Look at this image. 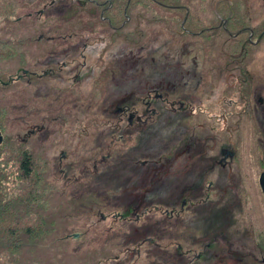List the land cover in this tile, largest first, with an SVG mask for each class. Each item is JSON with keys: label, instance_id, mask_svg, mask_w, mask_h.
<instances>
[{"label": "flooded vegetation", "instance_id": "1", "mask_svg": "<svg viewBox=\"0 0 264 264\" xmlns=\"http://www.w3.org/2000/svg\"><path fill=\"white\" fill-rule=\"evenodd\" d=\"M36 14L51 26L12 38L16 51L0 50V67L17 65L0 85L36 82L41 100L93 108L112 137H139L135 157L120 154L140 185L139 194L127 191L129 202L143 211L150 193L164 199L170 264H264V0H49ZM155 22L163 24L161 61L143 40ZM158 104L173 138L163 144L165 157L153 160ZM71 121L42 110L38 122L13 133L0 127L1 176L8 177L10 163L22 175L54 160L62 165L68 150L55 146L71 142L68 130L59 136ZM148 228H134L131 240Z\"/></svg>", "mask_w": 264, "mask_h": 264}, {"label": "rangeland", "instance_id": "2", "mask_svg": "<svg viewBox=\"0 0 264 264\" xmlns=\"http://www.w3.org/2000/svg\"><path fill=\"white\" fill-rule=\"evenodd\" d=\"M45 2L49 0L5 1L4 12H0V17L7 15L9 18L0 21V50L16 51L11 48L14 45L12 38L20 35L36 37L41 30L46 31L51 26L52 21L39 19L36 14ZM27 11H31L29 16L26 15ZM17 16H20L18 22L14 20ZM146 27L149 35L144 36L143 40L145 43L149 40V45L154 49L147 48L150 55H155L157 61H161L165 52L163 24L155 22ZM45 43L40 41L37 44ZM125 43L123 39L124 48ZM31 44L36 45L34 42ZM101 47L102 44H98L94 50H90L91 59L88 64H96L95 52ZM33 49L28 47L27 52ZM26 62H29V59L26 58ZM0 68L6 69L5 72L0 71V77L6 80L8 75H15L17 65L13 62H3ZM192 79L194 82V78ZM80 85L81 90L88 91L89 85ZM30 87L22 80L6 87L0 85V127L5 132L13 133L22 126L38 122L42 110L66 113L71 116L72 121L62 128L64 134L59 133V136L60 139L68 136L65 134L68 130L72 133L69 137L71 142L67 147L60 143L55 147L68 150L69 157L62 165L58 164V160H54L50 166L40 170L41 173L34 169L27 178L22 175L17 163H10L13 168L11 171L9 169L8 177L0 175V238L3 239L9 234L5 226L6 206L13 204L22 190H27L29 180L35 179L43 186L46 194L40 197L38 212L31 214L29 210L25 213V218L32 222L40 215V222L46 231L41 233V236H47L40 243L39 248H43V252L40 250L35 253L31 246L21 252L27 264H170L167 252L164 253L167 247L165 222L168 219L162 212L165 208L164 199L156 196L157 191L150 193L148 197L153 196V201L143 211L136 210L134 204L129 202L131 196L128 192L135 189L139 194L140 185L136 182L137 177H132V165L121 161L124 155L120 157V154L128 152L125 155L135 157L133 147L139 143V137L132 135L121 140L112 137L113 133L106 127L104 120L99 118L97 110L92 108L88 112H82L74 109L73 101L67 99L57 102L41 100L34 94L38 83L33 82ZM158 107L163 108V105L158 104L156 107L154 131L152 136L149 135L155 147V154L151 158L153 160H162L165 157L166 149L163 144L170 137L173 138L166 114ZM29 109L36 114L29 115ZM84 126L87 127L86 132L83 130ZM99 140H103V147L98 146ZM107 153L110 156L100 160L102 155ZM123 167L126 170L121 173ZM122 177L124 178L121 181ZM129 177H132L133 181L130 182ZM162 194L163 192L160 195ZM147 226L148 230L141 232L137 242L131 240L134 228L142 230ZM74 233L78 234L77 237L72 236ZM148 237H151L152 241H146ZM171 248L173 247L168 249ZM171 264L179 262L175 258Z\"/></svg>", "mask_w": 264, "mask_h": 264}, {"label": "trees", "instance_id": "3", "mask_svg": "<svg viewBox=\"0 0 264 264\" xmlns=\"http://www.w3.org/2000/svg\"><path fill=\"white\" fill-rule=\"evenodd\" d=\"M5 1L0 0V12H4ZM29 13L31 14V11H27L26 15L29 16ZM4 18L8 19L9 17L4 15L0 17V21L5 20ZM28 170V168L24 169L23 174L26 178L30 174ZM45 194L43 186L38 183V180H29L27 190H22L13 204H7L4 216L9 234L3 239L0 238V264H27L21 254L27 246H31L35 253L40 250L44 251L39 247L47 234L44 237L41 236V233H46V231L40 222V215L31 222L25 218L27 217L25 213L29 210L31 214L38 212L40 197ZM13 219H15L14 222ZM30 219L32 220V218ZM27 239H31L30 242L26 241Z\"/></svg>", "mask_w": 264, "mask_h": 264}, {"label": "water", "instance_id": "4", "mask_svg": "<svg viewBox=\"0 0 264 264\" xmlns=\"http://www.w3.org/2000/svg\"><path fill=\"white\" fill-rule=\"evenodd\" d=\"M0 141H1V136H0ZM77 235H78L77 233L72 234L73 237H77Z\"/></svg>", "mask_w": 264, "mask_h": 264}]
</instances>
